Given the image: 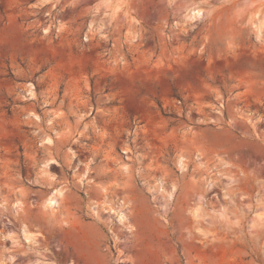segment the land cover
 I'll list each match as a JSON object with an SVG mask.
<instances>
[{"label":"rangeland","instance_id":"1","mask_svg":"<svg viewBox=\"0 0 264 264\" xmlns=\"http://www.w3.org/2000/svg\"><path fill=\"white\" fill-rule=\"evenodd\" d=\"M43 263L264 264V0H0V264Z\"/></svg>","mask_w":264,"mask_h":264},{"label":"bare ground","instance_id":"2","mask_svg":"<svg viewBox=\"0 0 264 264\" xmlns=\"http://www.w3.org/2000/svg\"><path fill=\"white\" fill-rule=\"evenodd\" d=\"M32 90V89H31ZM31 92V91H30ZM49 140V139H48ZM46 164V163H45ZM55 197H53L52 196V194L50 195V196H48L47 197V199H46V204L47 205H49V206H52V205H54L55 204V199H54ZM26 233V232H25ZM28 234V233H27ZM27 234H25L24 235V238H25V240L27 241V242H29L30 241V234L29 235H27ZM44 264V263H43Z\"/></svg>","mask_w":264,"mask_h":264}]
</instances>
